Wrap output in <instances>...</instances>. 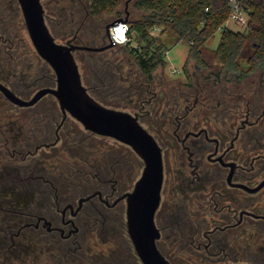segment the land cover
I'll return each instance as SVG.
<instances>
[{"label":"flooded vegetation","instance_id":"1","mask_svg":"<svg viewBox=\"0 0 264 264\" xmlns=\"http://www.w3.org/2000/svg\"><path fill=\"white\" fill-rule=\"evenodd\" d=\"M8 13L18 26L19 0H0V48ZM237 84L209 100L188 79L133 113L162 148L156 244L174 264H264V94L246 99ZM62 113L15 142L0 122V264H144L127 224L126 193L139 177L120 167L90 183L43 165L61 142Z\"/></svg>","mask_w":264,"mask_h":264},{"label":"trees","instance_id":"2","mask_svg":"<svg viewBox=\"0 0 264 264\" xmlns=\"http://www.w3.org/2000/svg\"><path fill=\"white\" fill-rule=\"evenodd\" d=\"M241 1L249 11V23L244 31L226 25L231 13L230 0H42L46 21L56 38H65L79 45L105 46L100 50H75V56L85 71L83 80L91 94L112 106L107 95L103 94L112 88L113 95L121 103L113 106L122 105L124 101L119 98L125 95L124 105L137 108L146 102V95L151 92L149 83L154 80V71L167 63L165 52L169 46L164 38L168 34L174 38V43L184 41L189 45L183 71L188 72L191 78L194 76V72L187 70L192 61L195 70L203 75L204 95L209 100L223 96L225 91L233 90L237 83L244 82L252 75L258 76V85L264 89V0ZM111 17H125L130 22L131 40L128 43L107 44V24ZM5 19L6 43L0 48V81L22 96L24 92L19 87L24 88L27 81L34 79L35 66L38 65L35 59L26 57L23 36L14 24L15 19L11 13ZM154 26L160 27L157 35L150 32ZM218 30L221 32L219 43L216 48H211L209 41ZM16 41H20L24 50H19L18 55L11 52L17 49L14 47ZM132 41H136L138 46H131ZM125 49L135 60L139 72L145 76L144 84L131 82L127 87L114 82L113 78L122 81L128 79L121 74L123 58L117 61V58L111 56ZM26 61L29 63L25 64ZM44 62L42 60L38 63ZM45 69L46 83L35 84L32 92L55 83L56 74L52 72L49 63ZM191 80L189 84L194 85L196 79ZM260 95H256L255 99ZM27 117L3 122L0 120L2 129L10 133V140L15 142L26 137L20 132L32 133L35 125L44 128L50 123L56 125L61 121L58 106L51 110L39 109ZM59 132V149L47 156L43 165L52 166L51 169L57 172H71L74 179L80 177L93 183L101 176H108L110 171H118L124 165L126 155L134 153L122 145L118 144L116 148V144L105 139H96V133L82 130L70 118L64 121ZM5 139L1 135L0 144ZM14 183L20 184L18 178ZM4 199L1 192L0 202Z\"/></svg>","mask_w":264,"mask_h":264},{"label":"water","instance_id":"3","mask_svg":"<svg viewBox=\"0 0 264 264\" xmlns=\"http://www.w3.org/2000/svg\"><path fill=\"white\" fill-rule=\"evenodd\" d=\"M19 3L32 43L53 68L56 83L39 88L28 99L19 96L1 81L0 91L10 101L21 106L32 105L44 95L52 94L57 98L62 111L81 122L85 129L128 144L144 162L133 190L126 193L130 236L144 264H174L156 244L159 229L155 223V213L161 200L164 176L162 148L137 115L104 104L91 94L82 80L74 51L79 48L100 50L105 46L59 42L46 21L42 0H19ZM126 20L125 17H118L107 24L109 46L115 44L110 37V26Z\"/></svg>","mask_w":264,"mask_h":264},{"label":"rangeland","instance_id":"4","mask_svg":"<svg viewBox=\"0 0 264 264\" xmlns=\"http://www.w3.org/2000/svg\"><path fill=\"white\" fill-rule=\"evenodd\" d=\"M126 3V2H125ZM126 6V4H125ZM126 17V16H125ZM115 18L111 17V19L109 20L110 22L113 21ZM18 30L20 31L21 35L23 36L24 39V50L25 53L27 54L26 57H29V59H35L36 65L35 66L36 70H34V79L31 81H27L26 82V86L24 88L19 87V89L24 92V96L22 95V97L24 98H28L31 95L34 94V92L38 89H35L32 92V88H34L33 86L37 83L40 84H44L46 83V79H45V67L47 66V61L44 58L40 57V54L38 53V51L36 50V48L34 47L32 40L30 38V35L27 31V28L25 26V23L23 22V15L21 13V15L19 16L18 19ZM226 25L229 26L230 28L234 29V30H240V31H244L246 29L245 25H241V24H237L236 22H234L233 20H228L226 22ZM17 27V26H16ZM13 29V28H12ZM7 35V34H6ZM220 36H221V32L220 30H218L215 33V36L209 41V45L211 48H216L219 40H220ZM59 42H67L68 40L65 38H56ZM169 46L168 49V53L166 54V65L165 66H159L155 71H154V80H152L149 84H150V88H154V91H156V95L157 96H152L147 93V99L151 98L152 101V105L149 106L150 108L153 109V107L155 105V98L158 97V95L161 94V91L163 90L165 93H167L170 85L175 84V83H183L186 80H195L197 78L198 81H201L202 84L203 83V75L200 71L195 70L193 64H191V62H189V67L187 68V70L189 69V72H194V76L191 78L188 75V72H184L183 71V65L186 62V59L188 57L189 54V45L184 42V41H180V42H175L174 43V38H172L169 34L165 35L164 38ZM20 41H16V44L14 45V47H17L16 50L12 49L11 52L13 53H17L18 55V51L19 50H23L21 47V44L19 43ZM107 44H109V38L107 39ZM115 45V44H113ZM112 46V45H110ZM131 46H138L136 41H132ZM23 50V51H24ZM75 53V52H74ZM12 55V54H11ZM112 58H117V61L121 58H123V71H122V75L127 79V81H122L118 78H113V80H115L114 82H118L119 84L123 85V86H127L129 83L131 82H136L138 84H144L143 82L146 81L145 76H143L135 63V60L133 59V57L130 56V54L128 53V50H119L116 51V53L114 55H111ZM16 58H18L17 56H15ZM77 57V56H75ZM77 59V58H76ZM44 60V63H38L40 61ZM17 60L15 59L14 62H16ZM80 71H81V75H83V68H82V64L80 63L79 60H77ZM29 62L26 61L25 64H28ZM38 63V64H37ZM50 65V64H49ZM51 66V65H50ZM174 67L179 68L180 70L178 72H173L172 69ZM52 72H54L53 68L51 67ZM89 70V68H88ZM87 72V70H86ZM86 74V73H85ZM89 74V73H88ZM38 76V77H37ZM36 77V78H35ZM87 77H89L87 75ZM191 78V79H190ZM83 76H82V80H83ZM191 80V81H192ZM258 76L256 75H252L248 78L245 79L244 82L240 83L241 86H243L245 84V98H255L256 95H260V94H264V89H261L258 85ZM84 82V80H83ZM53 83V82H52ZM117 83V85H119ZM84 84L87 86V84L84 82ZM91 84V83H90ZM31 85V86H30ZM238 85V84H237ZM235 85V86H237ZM48 86V85H45ZM129 86V85H128ZM127 86V87H128ZM43 87V86H42ZM126 87V88H127ZM239 87V86H238ZM97 88V87H96ZM32 89V90H31ZM99 90V88H97ZM31 90V91H30ZM136 90V89H135ZM108 92L103 93L105 95H107V98L109 99V103L114 104H118L119 102L117 101V97L114 94V89H107ZM127 92V91H126ZM128 93V92H127ZM131 93V90L130 92ZM155 94V92H153ZM28 95V96H27ZM125 95L121 96L119 98V100H123L124 102L122 103V105L120 106H113L112 107H117V108H121V109H125L128 110L132 113L138 112V108L134 107L133 105L131 106H125L126 105V99L124 98ZM151 96V97H150ZM193 98V97H192ZM164 99V97H163ZM121 104V103H119ZM125 104V105H124ZM43 105V106H42ZM172 105V104H171ZM42 106V107H41ZM55 108L58 106L60 113H61V118L63 116V113L61 111V107L60 104L57 100V98L52 95V94H47L44 97H42L36 104L31 105V106H21V105H17L14 104L13 102H11L8 98H6V96L3 94V92L0 91V120L1 122L6 121V120H18L19 118H28L27 116L31 115L34 112H37L39 109H44V110H51L52 108ZM111 106V105H110ZM142 116V115H141ZM67 118L73 119L74 120V124L78 125L79 128H81L82 130L86 131L87 129H85V127L83 126V124L81 122H79L77 119L73 118L71 115H68ZM147 117L144 116V118H142V121H144V125L149 128L151 131H154V128L150 125V122L148 120H146ZM152 119V117H151ZM162 119V118H161ZM160 119V120H161ZM154 122L155 124L159 123V120L154 118ZM60 121V120H59ZM89 131V130H87ZM96 139H105L106 141H109L113 144H116V148H118V144L122 145L130 150H132L134 153L131 155H126V164L124 163V165L122 166L123 169L125 171H128V173L133 176L132 179V183L134 182V178H137L141 175L142 173V169L144 166V162L142 160V158L128 145L121 143L119 141H117L116 139L109 137V136H104V135H99L97 134V136L95 137ZM81 149V148H80ZM123 153V152H122ZM124 158V159H125ZM136 162H135V160ZM0 161V165H1ZM3 164V163H2ZM126 166V167H125ZM125 219V217H124Z\"/></svg>","mask_w":264,"mask_h":264},{"label":"built area","instance_id":"5","mask_svg":"<svg viewBox=\"0 0 264 264\" xmlns=\"http://www.w3.org/2000/svg\"><path fill=\"white\" fill-rule=\"evenodd\" d=\"M231 13L228 20H233L237 24L245 25L246 28L249 23V11L246 6H243L241 0H230ZM209 10V7L206 8ZM227 20V21H228ZM131 24L128 20L118 21L110 26V37L115 42V44H126L131 40L130 36ZM160 27L154 26L151 29V34L157 35L159 33ZM168 53V50L165 52ZM180 69L174 67L173 72H178Z\"/></svg>","mask_w":264,"mask_h":264}]
</instances>
